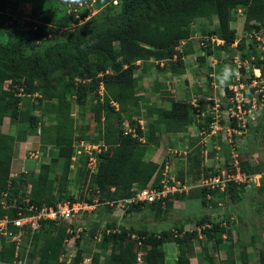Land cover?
Wrapping results in <instances>:
<instances>
[{
    "label": "trees",
    "instance_id": "16d2710c",
    "mask_svg": "<svg viewBox=\"0 0 264 264\" xmlns=\"http://www.w3.org/2000/svg\"><path fill=\"white\" fill-rule=\"evenodd\" d=\"M100 1L105 5L99 9L100 15L85 20L87 13L76 19V13H72L76 3L69 9L66 0H0V38L4 35L8 38L6 43L0 40V127L5 118L22 120L18 108L21 95L32 96L42 88L39 104L45 100H57L53 106L57 115L56 157L50 164L39 166L32 185L34 196L29 204L20 198L19 206L34 204L40 208L53 205L55 184L61 198L74 200L73 196H67L68 179L73 145L76 139L77 142L82 141V137H74L68 109L63 107L66 103L65 93H72L76 103L82 105L90 89L88 81L98 88L100 84L103 86V102L97 104L93 115L94 121L101 125V131L98 140L93 143L103 142L107 149L99 154L97 173L89 182L85 173L82 183L99 204H115L132 198L135 195L134 187L146 189L161 172L162 166L146 158L148 149L159 145L157 133H180L193 123V107L185 100L170 96L166 99L169 108L162 109L138 96L135 90L136 69H140V75H143L144 67L153 60L179 59L178 48L189 38L190 24L197 18L207 21L214 17L217 19L216 28L207 35L223 41L224 47L232 46L237 40L235 31L230 27L237 9L244 11L247 32L264 30V0H121L117 6L111 0ZM22 2L30 3L28 13L31 20L20 24L14 19V13ZM99 5H96V9ZM260 64L264 65V62L258 61L255 68L264 74ZM56 73L67 75L71 80L65 82L56 79L53 82L52 76ZM141 101L144 103V115L149 120L147 132L143 133L138 125L132 124L131 127L136 128L137 139L123 136L119 128L120 115L137 108ZM141 137L145 138L144 143L138 140ZM11 138L13 140L8 135L0 136V194L8 189L9 181L12 187L16 182L9 179L13 152ZM57 164H60V176L52 180L51 168ZM19 177L23 181L27 174L22 173ZM180 181L183 182V178ZM11 194L16 197L13 190ZM78 199L93 202L85 194ZM146 204L135 203L131 206L132 213L141 211ZM166 205L165 210L170 208L171 203L167 202ZM149 206L151 209L154 207L156 216L163 210L161 202ZM2 215L4 211L0 209ZM10 215L15 216V210ZM199 224L206 225L208 222L202 219ZM53 225L52 222L43 223L40 231L34 235L29 264H32L37 253L36 264H60L62 242L71 237L65 234L64 229L55 236L47 233L48 238L41 245H36L37 235L46 226ZM179 230L182 228L179 227ZM118 231L102 236L101 243L111 246L110 253L102 262L100 256L95 254L91 264L135 263L136 249L130 238L133 233L147 237L146 264H166L163 245L168 240L178 247L175 264H190L186 243L197 237L196 232H191L180 235L182 239L171 238L170 230L158 234L137 228ZM202 233L211 241L214 233L224 234L225 230L221 226L211 225V228H204ZM251 241L254 245L264 244L263 237L257 236L255 231L251 234ZM221 243L220 238L216 239V245ZM202 250L207 255L206 249ZM13 251V245L2 244L0 264H11ZM258 255V264H264V249ZM207 258L209 264H236L233 259L215 262L211 256ZM82 262V252L78 250L72 264ZM241 264H249L246 254H242Z\"/></svg>",
    "mask_w": 264,
    "mask_h": 264
},
{
    "label": "rangeland",
    "instance_id": "374dc122",
    "mask_svg": "<svg viewBox=\"0 0 264 264\" xmlns=\"http://www.w3.org/2000/svg\"><path fill=\"white\" fill-rule=\"evenodd\" d=\"M97 4L100 5L96 9ZM29 6V2H22L15 10L14 19L20 24L31 20L28 13ZM103 7L105 5L100 0H96L92 7L89 2L87 5L77 3L73 10L77 11L79 16L87 13V20L93 16H99V9ZM233 14L234 19L230 27L236 33L238 45L234 43L232 46L224 47L223 44L207 42L209 37L207 33L216 28L217 19L214 17L213 20L207 21L197 18L190 24L189 38L178 48L181 57L177 60L163 61V66L153 64L152 61L146 64V73L149 71L150 76L149 80L146 78L143 84H141L140 69H136L135 90L138 96H143L162 109L169 108L170 104L166 99L170 96L176 100H185L193 107L191 125L180 133L166 131L157 133L159 145L155 148L150 147L147 151V156L155 151H162V155L158 158V165L162 166L161 172L149 184L148 189L159 186L163 180L171 182V178L179 181L186 188L185 192L177 191L168 194L161 203V209L164 210L167 202L172 204L173 199L180 200L184 194L195 192L198 198L205 199L203 200L205 216L201 220L204 219L208 225H200V220H197V225L193 224L187 230L194 229L193 232H196V227L202 231L204 228H211V225H218L225 230L226 236V244L221 245L219 251L214 250L215 241L223 234L214 233L211 241L204 236L202 243L199 244L200 247L203 244L207 251V255H204L212 256L215 262L221 257L227 259L235 257L237 263L241 264L242 254H246L252 264H258V254L264 249V244L254 245L251 234L255 231L257 236L262 235L264 239V182L262 180L264 179V74L255 66L258 61L264 62V31L256 37L249 36V32L244 27V11L240 9ZM0 40L2 43L8 42L5 35ZM202 43H207L209 46L202 48ZM225 65H230L236 75L227 86L218 87L215 77ZM150 69H152L151 72ZM260 69L264 70V65L260 64ZM154 77H161L162 81L158 82L154 80ZM56 79L65 82L71 80L62 73L52 76L53 82ZM87 85L90 89L82 105L76 103L72 93H65L66 103L63 107L68 109L74 137L81 136L85 142L93 143L98 140L101 131V125L93 119L94 109L98 103L103 102V99L100 95L101 91L93 82L88 81ZM42 90L41 88L32 96L21 95L22 101L18 108L19 117L22 120L5 118L0 127V136L12 134L14 137L13 140L10 139V146L13 149L10 173L18 174L24 168L27 174L23 181L20 177L15 178L13 192L19 199L33 198L32 185L39 172V166L50 164L57 154L55 146L57 115L53 108L57 100H45L39 104ZM143 108L144 103L141 101L137 108H131L128 113L120 115L119 128L121 129L125 123L131 126L142 122L144 132H147L149 120L145 117ZM18 140L22 143L16 144ZM78 144L76 139L73 148H76ZM18 151H20V163ZM34 153H37V157L32 155ZM235 164L247 176L254 179L251 184L244 186L231 183L226 184L223 191L216 189L209 192H204L200 187L202 180L210 176H221L222 172L225 176L232 175ZM60 172V164L53 166L50 178L56 180ZM84 174L83 157L74 156L69 172L67 196L79 198L81 194H85L94 201L96 197L91 192H87L88 189L82 183ZM180 178H183V182ZM133 190L135 192L139 188L134 187ZM112 204V206L100 204L97 211L93 213L94 216L79 215L71 224L59 222L53 226H46L37 235L36 245H41L48 238L47 233L55 236L57 232L64 229L65 234L68 235L66 229L71 227L74 236L66 237L67 239L62 242L63 262L72 264V259L78 250L82 252L81 264L95 254L100 256L102 262L109 255L111 246L109 244L104 246L97 239L98 234L105 235L107 229L111 231L136 229L134 226L136 213L131 211V206L135 203L129 204L121 200ZM179 205L182 206L181 203H178ZM232 207L237 212L231 214ZM171 208L172 205L169 209ZM149 209L153 212L154 207ZM241 209L245 212L243 218L238 215ZM169 214L167 220L162 221L161 227H166L164 229L173 226L176 222L174 220L179 219L178 213L170 212ZM114 216L117 217L116 220ZM179 227V222H176V226L169 229L172 231L171 238H183L180 237L182 230L180 231ZM78 228L81 232L76 237L75 231ZM220 248L223 249L220 250ZM37 260L38 253L33 262L36 264Z\"/></svg>",
    "mask_w": 264,
    "mask_h": 264
},
{
    "label": "built area",
    "instance_id": "2783aa9c",
    "mask_svg": "<svg viewBox=\"0 0 264 264\" xmlns=\"http://www.w3.org/2000/svg\"><path fill=\"white\" fill-rule=\"evenodd\" d=\"M90 3V6H94L95 0H80V4L87 5ZM67 3V2H66ZM113 5H117L119 0H113ZM77 4V3H76ZM67 7L70 9L71 4L67 3ZM71 13V11H68ZM76 13V19H79V14L77 11L72 10V13ZM253 30L249 33V36L256 37L259 33L263 32ZM207 42L216 43L217 45L223 44V41L219 40L215 36L208 37ZM202 48H206L208 46L207 43L201 44ZM139 63V62H137ZM156 64L163 66V61H156ZM79 81V80H76ZM100 95H103V86L99 85ZM116 108L117 106L113 104ZM139 129L144 132V126L142 122L138 123ZM122 135L130 136L132 139H137L136 128L127 125V123L123 124ZM141 143H144L145 138L141 137L138 139ZM77 149V150H76ZM107 149V146L103 144V142L97 143H89L84 140L80 141L78 146L74 148V155L72 160L74 161V156L78 158L83 157L85 162V173L87 174L89 182L90 178L94 176L98 171V163L100 160L99 154ZM37 157V153L32 154ZM166 171V170H165ZM22 173H26L24 168L18 174L10 173V180L19 177ZM165 174H163L164 176ZM169 180L161 181L160 185L153 189H139L135 191V195L125 200L126 203H163L164 199L170 193H175L177 191H186V188L182 186L179 181H175L174 178ZM254 181L253 178L247 176L240 167L235 164V171L232 175L228 174L225 176V173L222 172L220 175L210 176L207 179L202 180L201 188L203 190L214 191L219 190L223 191L226 187V184H243L244 186L251 184ZM257 183V182H256ZM55 190L53 195L55 197L53 205H44L42 207H37L34 204H30L26 207H22L18 205V201L20 200L17 197H13L11 191L13 187L11 186V181L8 182V189L4 190L0 194V209L4 211V215L0 216V248L2 244H10L13 245V259L11 264H29V255L33 250L34 244V235L38 233L41 229V226L45 222H52L53 224H58L59 222L72 223L74 218L79 215H88L93 214L97 211L99 207V203L97 200H94L92 203L88 201H82L78 198L74 197V200L61 198L58 193L57 186L55 184ZM87 187V186H86ZM209 200V196L206 197ZM22 200L26 203H30V199L22 198ZM109 205H113L112 203ZM15 210V216L11 217V211ZM66 232L70 236L73 235V231L71 227H67ZM76 237H78V233L81 232V229L78 228L76 231ZM111 232H119L118 230H105V235H109ZM176 237V235H174ZM71 238V237H70ZM131 240L134 242V246L136 249V259L133 264H146V254H147V246H146V236H141L139 234H131ZM97 239L101 241L102 236L98 234ZM91 257L89 259L84 260V264H91ZM60 264H69V262H63L62 258H59ZM32 264H35L32 262Z\"/></svg>",
    "mask_w": 264,
    "mask_h": 264
},
{
    "label": "crops",
    "instance_id": "0c3cea01",
    "mask_svg": "<svg viewBox=\"0 0 264 264\" xmlns=\"http://www.w3.org/2000/svg\"><path fill=\"white\" fill-rule=\"evenodd\" d=\"M143 70H145V72L143 73V75H141L142 76V83L141 84L144 83L146 78L149 80V76H150L149 71H147V73H146V67H144ZM151 70L152 69H150V72H151ZM154 80L161 82L162 78L161 77H157V78L154 77ZM8 136L13 137L12 134H9ZM21 143L22 142H19V140L16 141V144H21ZM20 148H21V146L19 147V149ZM18 152H19V163H20L21 162L20 151H18ZM161 155H162V151H155V152L151 153L149 156H147L148 157L147 160L154 162L156 164H159L158 158ZM262 180L264 182L263 178H262ZM172 201H173V203L171 204L172 208L166 209V210L164 208V210H162V212L157 216L154 215V213L150 211L149 204H146L145 206H143L141 211L137 212L135 215V217H136V223L134 224L135 228L158 233L161 230L162 231L163 230H169V229L175 227L176 222H179V226L182 228V232L180 234L181 236L185 235L186 233L193 232L194 229L193 230H187V228L192 226L193 224L197 225V220H201V218H203L205 216L204 205L202 203L201 198H198V196L195 194V192H192L191 194H184L180 200H174L173 199ZM178 203H181L182 206L181 205L178 206ZM235 210L233 209V207L230 208L231 214H232V212H237ZM170 212L171 213H178L179 219L174 220V222L175 221L176 222L173 224V226L167 227V229H164L166 227L162 228L161 224L167 220V216L170 215L169 214ZM238 213H239L238 215H240L241 218H243V216H245V212L243 209H241L240 212H238ZM112 216H113V214H112ZM114 217L116 220L117 217L116 216H114ZM135 217H132V218L134 219ZM206 225H208V224H206ZM200 228L203 229V227H200ZM195 230L197 233L196 239H193V240L188 241L186 243L185 249H186L187 257L190 261V264H209L208 258L204 255L203 250H202V248H204L203 244L201 247L199 245L200 243H202L203 237L205 235L202 233L201 230H199L198 227H196ZM218 238L221 239L222 243L215 245V247H214L215 251H217V249L219 251V247H221V245H223V244H226L225 234L221 235ZM196 244H198V246H196ZM221 249H223V248H220V250ZM163 250H164L165 263L166 264H175V262L177 261L178 252H179L177 244L173 241H169V240L165 241V243L163 245ZM208 254H209V252H208ZM216 257H217V255H216ZM225 259H227V258L221 257L220 260H218L217 262H220V261L225 260ZM231 259L235 260L236 264H238L235 257L231 258ZM248 262H249V264H252V262L249 260V258H248Z\"/></svg>",
    "mask_w": 264,
    "mask_h": 264
},
{
    "label": "clouds",
    "instance_id": "9594fccd",
    "mask_svg": "<svg viewBox=\"0 0 264 264\" xmlns=\"http://www.w3.org/2000/svg\"><path fill=\"white\" fill-rule=\"evenodd\" d=\"M112 1L113 0H111V3H112ZM120 1L121 0H119V3H120ZM66 2H68V3H80V0H66ZM95 3H96V0H95ZM118 3V4H119ZM113 4V3H112ZM117 4V5H118ZM116 5V6H117ZM115 6V5H114ZM237 10H240V9H237ZM236 10V11H237ZM85 20H86V18H85ZM79 23H82V21L81 20H79ZM184 42V41H183ZM235 43H237V40H236V42ZM182 44V43H181ZM172 60H175V58L174 59H172ZM163 61V60H162ZM139 63H137V65H139L140 64V61H138ZM156 61H152V63L154 64ZM156 64V63H155ZM157 65V64H156ZM236 75V72L231 68V66L230 65H225L224 66V68L221 70V72L220 73H218L217 75H216V77H215V79H216V81L218 82L217 83V86L218 87H225V86H227V84L229 83V81L232 79V77L233 76H235ZM104 94H105V91L103 90V95H102V99H103V96H104ZM74 147V146H73ZM74 155V154H73ZM73 157V156H72ZM72 161V160H71ZM71 167V166H70Z\"/></svg>",
    "mask_w": 264,
    "mask_h": 264
}]
</instances>
